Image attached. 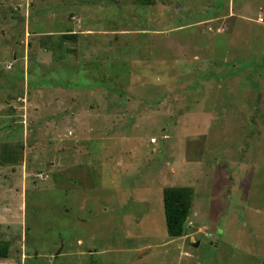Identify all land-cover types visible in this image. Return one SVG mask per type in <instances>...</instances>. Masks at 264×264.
I'll list each match as a JSON object with an SVG mask.
<instances>
[{"label": "rangeland", "instance_id": "obj_1", "mask_svg": "<svg viewBox=\"0 0 264 264\" xmlns=\"http://www.w3.org/2000/svg\"><path fill=\"white\" fill-rule=\"evenodd\" d=\"M167 186L193 191L179 237ZM1 241L0 264H264V0H0Z\"/></svg>", "mask_w": 264, "mask_h": 264}, {"label": "trees", "instance_id": "obj_2", "mask_svg": "<svg viewBox=\"0 0 264 264\" xmlns=\"http://www.w3.org/2000/svg\"><path fill=\"white\" fill-rule=\"evenodd\" d=\"M140 4H152L155 0H136ZM76 33L64 32L57 37L58 45L64 40L75 38ZM193 198L190 187L167 186L162 192L163 214L166 231L170 237H179L184 232V224L188 217ZM8 241L0 242V257L7 256Z\"/></svg>", "mask_w": 264, "mask_h": 264}, {"label": "water", "instance_id": "obj_3", "mask_svg": "<svg viewBox=\"0 0 264 264\" xmlns=\"http://www.w3.org/2000/svg\"><path fill=\"white\" fill-rule=\"evenodd\" d=\"M59 252H60V251H58V252L56 253V255H57ZM52 264H55V258L52 259Z\"/></svg>", "mask_w": 264, "mask_h": 264}]
</instances>
